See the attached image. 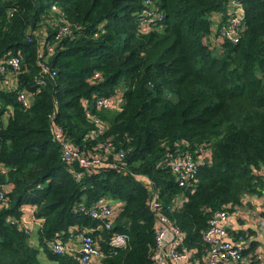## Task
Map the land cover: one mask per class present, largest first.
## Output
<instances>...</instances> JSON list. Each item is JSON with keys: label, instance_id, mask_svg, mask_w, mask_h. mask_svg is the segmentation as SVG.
Instances as JSON below:
<instances>
[{"label": "trees", "instance_id": "1", "mask_svg": "<svg viewBox=\"0 0 264 264\" xmlns=\"http://www.w3.org/2000/svg\"><path fill=\"white\" fill-rule=\"evenodd\" d=\"M153 1L164 17L142 30L143 0H0V61L21 59L15 85L0 89V185L7 190L0 264H43L40 252L81 264L77 252L51 248L56 240L69 243L74 227L97 238L100 264H152L157 216L149 190L137 175L64 162L50 139L51 114L83 149L100 141L123 147L125 166L150 177L162 212L183 231L182 244L206 247L202 232L213 210L264 195V0H239L245 19L236 42L219 38L213 25L214 14L227 18L231 0ZM52 3L68 33L57 36L63 21ZM22 90L27 105L19 101ZM117 92L119 109H95L94 94ZM83 98L107 121L94 139L85 138L94 123ZM204 147L208 160L198 163L193 189L179 186L166 154ZM180 193L186 199L167 210ZM103 194L121 202L108 229L88 214ZM25 204L42 219L38 245L18 224ZM114 231L128 234L125 246L109 244Z\"/></svg>", "mask_w": 264, "mask_h": 264}, {"label": "built area", "instance_id": "2", "mask_svg": "<svg viewBox=\"0 0 264 264\" xmlns=\"http://www.w3.org/2000/svg\"><path fill=\"white\" fill-rule=\"evenodd\" d=\"M230 10L227 18L224 21H220L222 14H214L213 25L218 31L219 38L223 37L231 42L238 40V35L241 28L244 26L245 12L243 5L239 0L230 1ZM51 11L58 13V19L63 21L58 29L57 36L68 33L69 26L61 16V11L56 3L51 4ZM164 13L156 8V4L153 0H143V8L140 12V29L147 30L151 26V23L155 20H162ZM212 40L216 38L212 37ZM48 50L52 51L53 46H48ZM21 67V59L16 55L5 57L0 61V73L4 74L8 68L12 73H17ZM42 71L46 74H54V71H50L47 66L42 67ZM16 75V74H15ZM99 72H94L90 76V81L99 78ZM43 80L40 79L39 83L43 84ZM19 101L23 105L29 103L28 93L24 90L18 93ZM93 106L96 110L102 109H119L122 98L121 94H94ZM84 111L87 117L94 123V127L85 135V138L94 139L102 135L106 129L107 121L103 119L99 114L95 113L87 98H83ZM1 106V104H0ZM53 114L50 115V139L55 142L60 149V157L67 164H77L80 168L85 170H97L103 166L118 170L119 172L129 173L131 175H137L144 186L149 190L148 204L150 209L155 212L157 216L156 239L155 249L152 254V264H159L163 260L169 261L170 264H183V261L188 257L189 250L182 246L183 231L177 226L172 218L161 210V202L158 198V192L154 188V184L150 177L145 173H136L129 170L125 166L126 151L123 147H117L115 143L111 141L98 142L91 149H83L78 144L72 142L65 133V130L60 124H57L52 119ZM209 148L204 147L196 153L192 150H186L182 153L168 152L166 154V163L169 169L173 173L179 186L194 187V181L198 174V163L203 160L204 157H208ZM77 176L78 173H75ZM264 193V185L262 187ZM6 188L0 185V205H4L7 202ZM183 195V194H182ZM167 204L165 208L172 210L175 207H179L186 196L178 197ZM239 204L224 206L220 209L213 210L208 217L207 226L202 232V239L206 243L205 254L206 264H219L220 261H236L242 256L241 247L235 244L232 238L227 236V224H229V212L236 211ZM82 208V207H81ZM23 209V208H22ZM88 214L94 218L100 220L103 223L100 229H108L112 226L113 218L115 217V211L113 203L110 202L107 195L103 194L97 198L96 202L88 209ZM258 230L264 238V213H262L257 220ZM103 227V228H102ZM25 232L28 230L22 227ZM71 235L78 239L79 245L75 251L80 256L81 264H100L101 258L104 253L98 246L97 238H93L85 230L74 227L70 230ZM128 234L123 231L112 232L109 244L115 247H123L127 244ZM51 248L56 253L72 252L73 247L69 243H62L60 240H56L51 243Z\"/></svg>", "mask_w": 264, "mask_h": 264}, {"label": "crops", "instance_id": "3", "mask_svg": "<svg viewBox=\"0 0 264 264\" xmlns=\"http://www.w3.org/2000/svg\"><path fill=\"white\" fill-rule=\"evenodd\" d=\"M16 83V75L10 71L4 74L0 73V89L7 90L13 87ZM9 113V110L4 114V118ZM2 170V167L0 166ZM182 197V193L179 194ZM178 196V197H179ZM111 202V201H110ZM115 216L120 208V201H112ZM23 215L18 221L20 227H25L28 230L29 241L33 245H38V228L42 223V219L36 217L34 214V206L25 204L22 206ZM238 212H229V224H227V236L232 238L233 242L241 247L242 256L236 261H220L219 264H264V238L258 230V217L264 213V195L250 193L243 196L239 203ZM184 244V243H183ZM185 248L189 249L188 257L183 261V264H206L205 246H188L184 244ZM70 245L74 248L72 252H76L79 242L78 239L72 237ZM53 260V259H52ZM56 264H59L54 260ZM97 259V264L98 263ZM52 263V264H55ZM159 264H170L169 261L163 260Z\"/></svg>", "mask_w": 264, "mask_h": 264}, {"label": "rangeland", "instance_id": "4", "mask_svg": "<svg viewBox=\"0 0 264 264\" xmlns=\"http://www.w3.org/2000/svg\"><path fill=\"white\" fill-rule=\"evenodd\" d=\"M221 38H223V37H221ZM119 94H121V93L119 92ZM39 258H40V260L42 261L43 264L55 263L54 260L47 258L46 255L43 252H40Z\"/></svg>", "mask_w": 264, "mask_h": 264}, {"label": "water", "instance_id": "5", "mask_svg": "<svg viewBox=\"0 0 264 264\" xmlns=\"http://www.w3.org/2000/svg\"><path fill=\"white\" fill-rule=\"evenodd\" d=\"M39 49H40V53L42 54L43 49H44V46H43V45H40ZM121 104H123V102H121ZM207 160H208V157H204V158H203V161H204V162H207Z\"/></svg>", "mask_w": 264, "mask_h": 264}]
</instances>
